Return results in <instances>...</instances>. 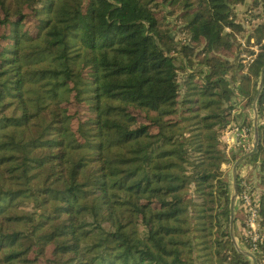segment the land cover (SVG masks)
Here are the masks:
<instances>
[{
    "label": "trees",
    "instance_id": "obj_1",
    "mask_svg": "<svg viewBox=\"0 0 264 264\" xmlns=\"http://www.w3.org/2000/svg\"><path fill=\"white\" fill-rule=\"evenodd\" d=\"M244 1L0 0V264H250L219 217L227 246L210 240L232 186L222 104L232 87L252 108L264 66V0L252 27L233 22ZM255 113L241 164L257 165L264 236V75Z\"/></svg>",
    "mask_w": 264,
    "mask_h": 264
},
{
    "label": "rangeland",
    "instance_id": "obj_2",
    "mask_svg": "<svg viewBox=\"0 0 264 264\" xmlns=\"http://www.w3.org/2000/svg\"><path fill=\"white\" fill-rule=\"evenodd\" d=\"M183 1H186V0H183ZM187 2H189V0H187ZM255 2H258V0H245L243 5L235 6L234 12H236L237 19H235L233 22H240V19H242L244 21V23H242L243 26H246V25H247V27H249V25L251 27L255 26L256 19H259L258 13H257L258 8L255 6V4H254ZM248 10H250V12H248ZM260 12H261V10H260ZM261 17H262V12H261ZM231 22H232V20H231ZM172 37L177 38L178 34L175 31H172ZM242 41L243 40H239V46H240V42H242ZM245 46H246V50L249 51V52H245L246 51L245 50L243 52L245 58L249 55V53H252L249 49L257 48V46L252 45L251 42H250L249 46H247V45H245ZM248 47H249V49H248ZM37 51H38V47H36V46H33L28 50L27 54H28V60L29 61H32L35 58ZM239 54H241V53H239ZM242 58H243V55H238L235 59L236 66H238V68H242L244 63L247 61V59H242ZM176 65H177V67H180L179 60L176 61ZM192 71L196 72V73H201L203 75L207 74L206 69L203 67L195 66ZM179 75H181L180 72H179ZM245 96L249 97V95L246 94L244 91L241 93L238 92L237 95L235 94V92H230L227 101L224 102L222 104V106L226 110H228L229 113L231 112V110H234V109L240 110V108H241L242 110H244L245 115H246V122L244 123V126H242V128L245 131L244 134H246L248 136V142L249 143L251 142V144H253V142H254L253 130L251 132L250 129L247 128L246 126L251 125V123L253 122L252 120H253L254 115H253L252 108L245 106V102H244V104L242 103L243 99L246 98ZM261 120H262V123L264 124V120L263 119H261ZM229 125L232 128H234L232 123H230ZM252 126H253V124H252ZM257 126H258V119H257ZM222 139L228 141L230 144L232 141L235 142V139L232 137H229V138L224 137ZM246 147H248V145H246ZM132 154H133V151L130 148H125V150L122 153L111 155L110 158L114 161H117L121 158H129L130 156H132ZM239 157H240L239 152H235L229 156V159H230L229 163L221 166L220 172L217 173L218 179L225 180L227 183L232 184V178H231L232 166H233L234 162H236L239 159ZM229 172H230V175H229ZM238 172H239L240 176H243V175L250 176L251 177L250 180L253 181L255 184H257V186L259 185V187H260V181L258 182V180L256 179V174H257L256 173L257 172L256 163L245 162L244 164H241L239 166ZM193 189H194L193 186H186L180 192V194L192 195ZM224 190L227 192V196L229 197L228 215H226V213L223 214L221 212H217L214 209L213 214L215 215L216 225H215V228L213 230L214 234H213L212 238L210 239L211 244L213 243L216 246H218V245L223 246V244H225V246H227L226 245L227 239H224L221 243L218 242V238H219L218 234L220 232V227H221V231H223V232H225L226 230L228 231L229 241H231V243H233L234 245L236 244L240 248L244 249L241 246L240 240L238 239L240 233L243 232V229H244L245 214L243 212V206L240 205V210H239L238 203L236 200H234V202H233V223H232V227L230 229V226H229V203H230L231 195L233 194V188H232V186H231V188H230V186H226V188ZM235 191H236V187H235ZM218 217H219L218 222L220 224V227L217 225V218ZM263 231H264V225H263ZM204 236H205L204 234H200V233L196 234L195 235V243L198 244L200 242H206L207 240L204 238ZM244 250L247 251L246 249H244ZM222 252H223V250H220L219 255L221 257H224ZM247 252L252 255V253H251L252 251H247ZM254 258H255V256H254ZM226 261L228 262V264H230L228 259H226ZM222 264H225V262L222 261Z\"/></svg>",
    "mask_w": 264,
    "mask_h": 264
},
{
    "label": "built area",
    "instance_id": "obj_3",
    "mask_svg": "<svg viewBox=\"0 0 264 264\" xmlns=\"http://www.w3.org/2000/svg\"><path fill=\"white\" fill-rule=\"evenodd\" d=\"M248 37V35H247ZM246 37V38H247ZM254 45V40L252 38L249 39V44ZM246 43L244 40L240 42V52L243 55L242 59H247L244 63L243 68H248L257 54V48L255 49H248L252 52V54L248 55L246 58L244 57L243 51L246 49ZM230 92H235L237 95V90L233 89L232 87ZM244 99L242 103L244 104ZM231 121L230 123L233 124L234 128H232L229 124L221 131L220 137L218 139V144L220 146L221 151L224 155L229 159V156L235 152H239V155L245 154L250 152L252 148L251 142H248V136L244 134V130L242 126H244V119H245V112L240 108V110L234 109L230 112ZM251 131V130H250ZM229 138L232 137L235 139V142H231V144L222 139V138ZM248 145V147H246ZM238 190L236 188V197L235 200L238 203V207L240 210V205L243 206V212L245 214L244 220V229L243 232L240 233L238 239L240 240L241 246L246 249L247 251H252V255L257 257L264 256V236L261 234V217H260V190L256 188V184L253 181L247 182L245 180L240 179L238 183ZM241 223V222H240ZM260 263H262L260 259Z\"/></svg>",
    "mask_w": 264,
    "mask_h": 264
},
{
    "label": "water",
    "instance_id": "obj_4",
    "mask_svg": "<svg viewBox=\"0 0 264 264\" xmlns=\"http://www.w3.org/2000/svg\"><path fill=\"white\" fill-rule=\"evenodd\" d=\"M263 75H264V66L261 68L260 70V77H259V82H258V87L256 89V97L253 101V105H252V110H253V136H254V142L252 144V149L251 151L242 156L241 158H239L236 162H234L233 166H232V171H231V178H232V188H233V194L231 195V199H230V203H229V226L230 229L232 227V223H233V202L235 200L236 197V192H235V185H236V180H237V175H238V166L243 163L244 161H246L248 158H251L257 151V115L255 113V105H256V101L259 98V94L262 88V83H263ZM231 232V231H230ZM233 244V243H232ZM234 249L238 252V253H242V255H244L245 257L249 258L250 260V264H256V260L254 258L253 255L249 254L247 251H245L244 249L240 248L239 246H237L236 244L234 245Z\"/></svg>",
    "mask_w": 264,
    "mask_h": 264
}]
</instances>
